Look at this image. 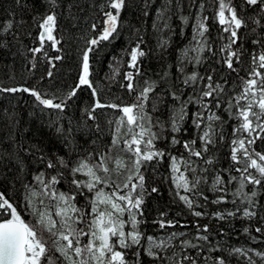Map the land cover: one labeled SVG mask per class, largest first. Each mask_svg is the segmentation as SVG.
I'll return each instance as SVG.
<instances>
[{"label": "trees", "instance_id": "trees-1", "mask_svg": "<svg viewBox=\"0 0 264 264\" xmlns=\"http://www.w3.org/2000/svg\"><path fill=\"white\" fill-rule=\"evenodd\" d=\"M200 15L206 29L186 57ZM118 157L127 168L115 173ZM173 158L187 164L200 213L175 192ZM82 161L123 194L135 220L125 227L140 234L122 244L112 234L107 264H264L239 252L264 254V0H0V221L35 231L39 264H66L59 241L88 250L94 194ZM215 177L212 192L204 179ZM33 190L52 207L65 195L70 214L54 211L47 227ZM169 234L179 237L167 255L146 253L148 236Z\"/></svg>", "mask_w": 264, "mask_h": 264}, {"label": "rangeland", "instance_id": "rangeland-1", "mask_svg": "<svg viewBox=\"0 0 264 264\" xmlns=\"http://www.w3.org/2000/svg\"><path fill=\"white\" fill-rule=\"evenodd\" d=\"M113 18L108 25V30L111 29V24H113ZM205 19L201 15L198 18L196 27V39L195 43L187 47L184 51L186 57H190L193 52L196 51L197 42L199 37L206 29ZM54 27V21L47 23L45 26V33L47 31L48 35L52 34V29ZM89 67H88V55L86 54L83 62V80L89 82ZM42 101L50 105V99H42ZM124 114L129 123H134L136 120V114L134 107L132 105L123 107ZM175 126V125H174ZM177 128V126H175ZM118 134H124L121 131V126L118 127ZM211 131L206 128L202 134L204 141H208ZM143 135H139L136 131H133L127 141L128 146L133 148L136 153V163L141 157H145V153L142 150V140ZM185 162L181 158H173L170 165L171 180L175 192L179 199L185 203L188 207L192 208L196 213H200L198 210L199 201L198 197L200 194L195 192L191 185V177H189L186 169L183 168L182 164ZM185 165H187L185 163ZM112 168L115 173H119L127 168V162L125 157H118L115 159ZM138 169V168H137ZM76 171L84 176V181L88 186L93 189V207H92V225H91V238L90 245L86 252L84 251H74L71 249L70 245L66 242L59 241L57 248L65 261L66 264H107V248L109 240L112 234L117 235V242L119 244L124 243L127 239L138 240L140 234L135 230H131L125 227L126 222L131 225L135 222L134 217L126 215V207L122 202L123 194L119 191L117 187L109 188L112 183L109 178L103 177V175L96 170L92 165L86 161H82ZM106 172V170L104 169ZM137 171V170H134ZM132 177V175H131ZM130 177V178H131ZM132 187L135 189L137 182L134 179L129 180ZM209 190L212 192L221 191V184L219 178H213L211 181L204 179V183L208 184ZM203 196V195H202ZM53 200V207L48 204L46 199L42 197L37 190H33L31 193L30 201L34 210L38 214L42 223L47 227L52 228L56 225L57 220L54 211L59 215V217L68 216L70 214V203L67 197L63 194H57L51 196ZM207 199V197H205ZM125 199V197H124ZM245 214H250L249 209L244 210ZM29 239L27 247V260L25 264H39L40 256L42 253V247L39 240L36 238L35 231L33 229H28ZM179 237V234H169L161 236H148L146 238V253L152 257L167 255L169 251L168 248L170 244ZM242 255L253 260H259L264 263V254L252 249H239Z\"/></svg>", "mask_w": 264, "mask_h": 264}, {"label": "water", "instance_id": "water-1", "mask_svg": "<svg viewBox=\"0 0 264 264\" xmlns=\"http://www.w3.org/2000/svg\"><path fill=\"white\" fill-rule=\"evenodd\" d=\"M52 17L46 23L51 22ZM45 30L42 37H45ZM29 231L19 219L0 221V264H24L27 258Z\"/></svg>", "mask_w": 264, "mask_h": 264}]
</instances>
